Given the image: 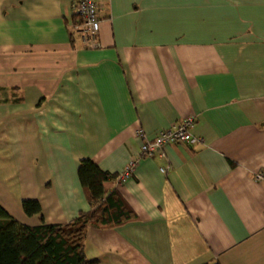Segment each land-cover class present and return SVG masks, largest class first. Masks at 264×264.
I'll use <instances>...</instances> for the list:
<instances>
[{
	"label": "crops",
	"instance_id": "obj_1",
	"mask_svg": "<svg viewBox=\"0 0 264 264\" xmlns=\"http://www.w3.org/2000/svg\"><path fill=\"white\" fill-rule=\"evenodd\" d=\"M78 1L0 0V205L24 225H66L91 209L82 160L118 177L140 132L195 118L191 144L105 183L135 216L90 227L85 255L264 264V0H94L97 49L74 29Z\"/></svg>",
	"mask_w": 264,
	"mask_h": 264
},
{
	"label": "trees",
	"instance_id": "obj_2",
	"mask_svg": "<svg viewBox=\"0 0 264 264\" xmlns=\"http://www.w3.org/2000/svg\"><path fill=\"white\" fill-rule=\"evenodd\" d=\"M78 176L91 209L66 225H24L0 205V264H97L85 255L88 229L114 227L135 215L115 191L108 194L104 188L106 182L117 180L116 175L84 159L79 164ZM23 209L28 216L42 212L38 200L23 201Z\"/></svg>",
	"mask_w": 264,
	"mask_h": 264
},
{
	"label": "built area",
	"instance_id": "obj_3",
	"mask_svg": "<svg viewBox=\"0 0 264 264\" xmlns=\"http://www.w3.org/2000/svg\"><path fill=\"white\" fill-rule=\"evenodd\" d=\"M73 11L77 18L74 29L79 33L84 46L90 49L99 48L101 46L99 43L101 29L99 5L94 0H80L74 3ZM195 121V118H186L177 122L167 130L160 132L154 140H149L143 132H140L143 141L140 153L130 160L123 173L117 177V182L122 183L130 179L141 159L155 156L165 158L164 148L166 145L191 144L194 140L191 130L195 126ZM161 172L166 174L167 169L162 168ZM256 179L264 180V173L257 174Z\"/></svg>",
	"mask_w": 264,
	"mask_h": 264
}]
</instances>
